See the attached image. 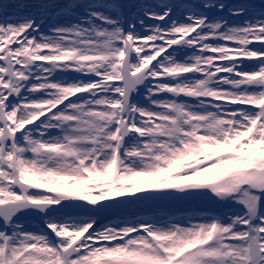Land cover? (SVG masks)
I'll return each mask as SVG.
<instances>
[{
    "label": "snow or ice",
    "instance_id": "snow-or-ice-1",
    "mask_svg": "<svg viewBox=\"0 0 264 264\" xmlns=\"http://www.w3.org/2000/svg\"><path fill=\"white\" fill-rule=\"evenodd\" d=\"M0 264H264V0H0Z\"/></svg>",
    "mask_w": 264,
    "mask_h": 264
}]
</instances>
